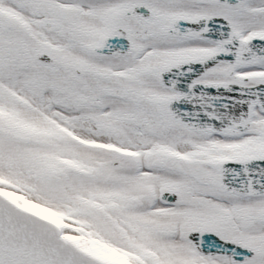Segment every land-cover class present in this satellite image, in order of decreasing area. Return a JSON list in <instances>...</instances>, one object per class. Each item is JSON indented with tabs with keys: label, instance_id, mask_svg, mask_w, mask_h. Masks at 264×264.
Segmentation results:
<instances>
[{
	"label": "snow or ice",
	"instance_id": "snow-or-ice-1",
	"mask_svg": "<svg viewBox=\"0 0 264 264\" xmlns=\"http://www.w3.org/2000/svg\"><path fill=\"white\" fill-rule=\"evenodd\" d=\"M0 264H264V0H0Z\"/></svg>",
	"mask_w": 264,
	"mask_h": 264
}]
</instances>
